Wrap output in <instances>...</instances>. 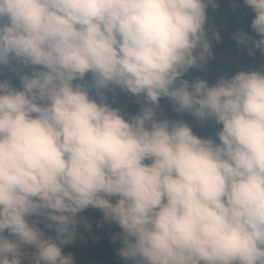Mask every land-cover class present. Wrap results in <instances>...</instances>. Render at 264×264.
<instances>
[{
	"label": "clouds",
	"instance_id": "9594fccd",
	"mask_svg": "<svg viewBox=\"0 0 264 264\" xmlns=\"http://www.w3.org/2000/svg\"><path fill=\"white\" fill-rule=\"evenodd\" d=\"M242 3L259 39H234L264 54V0ZM209 5L0 0V66H39L0 81V264H74L89 207L131 264H264V67L184 78L212 56ZM113 86L143 97L137 115L105 102ZM163 98L222 125L219 143L158 119Z\"/></svg>",
	"mask_w": 264,
	"mask_h": 264
},
{
	"label": "rangeland",
	"instance_id": "374dc122",
	"mask_svg": "<svg viewBox=\"0 0 264 264\" xmlns=\"http://www.w3.org/2000/svg\"><path fill=\"white\" fill-rule=\"evenodd\" d=\"M247 35L255 39L251 29L248 30ZM215 60V66L204 73V77L209 84L216 82L221 75L225 76L230 70L236 72L241 70L253 71L260 70L264 67L255 49L251 48V46L244 47L239 45L230 54L226 52L217 54ZM12 67H21L29 74L32 70H39V66H35V69L31 66L23 67L16 61H12L11 66H0V81L5 79ZM20 87L21 83L19 82L16 88L19 89ZM104 95L105 102L120 111L126 110L131 102H137L142 107L144 106L143 97H140L138 100L136 96L122 91L115 86L110 90H106ZM94 99L100 102L99 97ZM173 109L174 107L172 105L160 103V108L157 109V118L168 116ZM80 217L87 220L88 224L91 225V229L89 230L81 224L78 227V235L74 242L63 247L62 252L64 255L71 254L74 264H131L130 261H126L118 254L122 244H120L121 246L118 245L117 240L114 241L113 237L121 233L122 229L115 222L109 223L105 221L103 213L91 207L79 213L78 218ZM113 244L119 246L118 250H110ZM24 264H28V261H25Z\"/></svg>",
	"mask_w": 264,
	"mask_h": 264
},
{
	"label": "trees",
	"instance_id": "16d2710c",
	"mask_svg": "<svg viewBox=\"0 0 264 264\" xmlns=\"http://www.w3.org/2000/svg\"><path fill=\"white\" fill-rule=\"evenodd\" d=\"M206 14L207 21L205 24V30L211 46L212 56L202 68L189 70L184 77L185 79L191 80L197 77L205 79L204 73L207 70L212 69L216 64V55L222 52L230 54L235 50L240 44L237 43L234 37L240 30H243L247 34L248 30L251 29V21L254 18V13L250 8L243 5L242 0H215V6L209 5L206 9ZM213 34L218 35L219 39H216ZM253 35L255 39H259V36L256 33L253 32ZM255 51L259 60L264 64V54H262L260 50L255 49ZM23 73H26L23 68L12 67L5 79L10 80L11 84L17 87L20 82V75ZM236 73V71L230 70L225 74V77L230 78ZM85 82L91 84V74H86L84 80L79 81V83ZM213 83L215 82H211V84ZM90 95L92 98L98 97L94 90ZM160 103L172 105L171 101L166 98L161 99ZM141 108L142 106L139 103L131 102L126 110L121 111V114L125 119H130L132 116L137 115ZM163 118L175 121L182 120L191 126L193 133L198 137L213 139L219 143L216 133L221 130L222 125L216 124L213 120H209L202 125L190 113H179L175 111V109H173L168 116ZM145 162L148 163L149 161ZM94 210L102 212L98 209ZM117 243L118 245L121 244L119 240H117ZM118 247L117 244H113V247H110V250H118Z\"/></svg>",
	"mask_w": 264,
	"mask_h": 264
}]
</instances>
